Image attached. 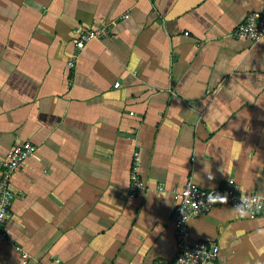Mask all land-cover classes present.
I'll return each mask as SVG.
<instances>
[{
	"label": "crops",
	"instance_id": "obj_1",
	"mask_svg": "<svg viewBox=\"0 0 264 264\" xmlns=\"http://www.w3.org/2000/svg\"><path fill=\"white\" fill-rule=\"evenodd\" d=\"M262 4L0 0V174L17 142L37 146L12 177L0 264L172 261L188 180L264 196V38L233 35ZM114 18L77 52L78 26ZM137 148L147 188L131 197ZM190 231L219 246L211 264H264V210L219 204Z\"/></svg>",
	"mask_w": 264,
	"mask_h": 264
},
{
	"label": "built area",
	"instance_id": "obj_2",
	"mask_svg": "<svg viewBox=\"0 0 264 264\" xmlns=\"http://www.w3.org/2000/svg\"><path fill=\"white\" fill-rule=\"evenodd\" d=\"M125 13L119 18H127ZM119 18L102 21L93 26H78L73 33L72 43L79 53L91 40L107 37ZM238 38L259 40L264 38V0L260 9L250 12L245 20L233 31ZM75 59L69 61L73 66ZM119 86V82L115 83ZM37 146L30 140L17 142L1 160L0 174V236L8 238V222L11 217V205L15 195L12 177L27 158L33 155ZM141 150L133 152L132 166L129 175L130 196H137L146 190L147 183L140 173ZM162 188V187H160ZM175 205L173 220L177 233V252L172 261L158 260L154 264H211L218 256L219 246L216 243L192 241L190 220L209 212L219 204H230L246 210L255 217L264 210V196L259 193H244L234 178L227 180L221 187H205L190 179L174 193ZM26 257L27 254H24Z\"/></svg>",
	"mask_w": 264,
	"mask_h": 264
}]
</instances>
